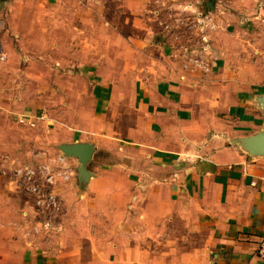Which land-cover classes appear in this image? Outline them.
<instances>
[{
    "label": "crops",
    "instance_id": "1",
    "mask_svg": "<svg viewBox=\"0 0 264 264\" xmlns=\"http://www.w3.org/2000/svg\"><path fill=\"white\" fill-rule=\"evenodd\" d=\"M247 1L189 2L182 9L197 20L198 36H121L125 51L114 49L121 64L112 66L107 52L109 63L57 68L82 79L80 89L67 90L65 118L59 103L45 111L38 97L12 112L20 125L47 119L58 150L82 142L95 152L86 185L76 178L78 161L66 156L75 173L58 190L57 235L31 247L19 236L6 244L1 263L264 264V155L239 142L264 131L257 104L264 95V0ZM208 14L214 29L198 23ZM205 38L210 72L184 67L180 46L198 48ZM7 56L0 36V60ZM10 250L17 253L6 257Z\"/></svg>",
    "mask_w": 264,
    "mask_h": 264
},
{
    "label": "rangeland",
    "instance_id": "2",
    "mask_svg": "<svg viewBox=\"0 0 264 264\" xmlns=\"http://www.w3.org/2000/svg\"><path fill=\"white\" fill-rule=\"evenodd\" d=\"M192 1L196 0L0 1V36L5 39L8 53L5 61L0 60V96H3L4 104L0 112V258L4 257L7 243L13 244L21 239L19 230L12 224L19 216V210L33 204V199L25 197L13 185L14 168L21 163L46 161L60 151L56 147L55 127L49 125L47 119L25 126L12 119V112L32 107L35 97H38L45 111L52 104L55 107L59 103L58 117L63 118L62 112L66 107L62 102L67 90L70 87L80 89L82 79L74 82L69 72L64 75L56 69L62 70L66 66L81 70L82 65L92 66L100 60L101 65L109 63L108 57L104 56L107 52L114 58L112 66L121 64L119 55L114 53V49L125 51L121 36H149L156 41L160 36H172V32L181 36H198L199 29L192 25L195 21L184 15L182 9ZM248 2L252 5V0L247 1L249 5ZM232 5L236 10L237 5ZM209 59L213 64L211 55ZM134 60L136 65L142 63L138 56ZM26 75L32 80L30 84ZM53 78L56 82L51 85ZM58 85L65 91L57 88ZM261 96L263 94L257 98L259 106ZM54 117L57 116H49L53 120ZM69 197L68 200L71 199ZM35 244L43 246L42 242ZM11 250L5 252L6 257L17 253V250Z\"/></svg>",
    "mask_w": 264,
    "mask_h": 264
},
{
    "label": "built area",
    "instance_id": "3",
    "mask_svg": "<svg viewBox=\"0 0 264 264\" xmlns=\"http://www.w3.org/2000/svg\"><path fill=\"white\" fill-rule=\"evenodd\" d=\"M202 19L198 20L202 27L205 24L207 29L215 28L211 14ZM196 24L197 20L192 25L196 26ZM204 43L198 48L180 46L185 57L184 67L198 69L204 73L210 72L211 60L208 52L210 42L205 38ZM67 160L66 156L61 155L50 158L47 162L20 164L14 169L13 177L18 188L25 196L33 199L32 206L19 210L18 219L12 222L29 246H36L35 243L38 242L45 244L58 233V220L62 210V196L58 190L61 185L70 182L75 173ZM258 253L264 259V241Z\"/></svg>",
    "mask_w": 264,
    "mask_h": 264
},
{
    "label": "water",
    "instance_id": "4",
    "mask_svg": "<svg viewBox=\"0 0 264 264\" xmlns=\"http://www.w3.org/2000/svg\"><path fill=\"white\" fill-rule=\"evenodd\" d=\"M6 1V0H0ZM264 111V95L259 98ZM239 142L244 145L251 154L264 155V131L251 137L243 138ZM59 150L67 157L75 158L79 166L77 168V180L80 184L86 185L92 173L88 170V164L93 158L95 146L91 143H63Z\"/></svg>",
    "mask_w": 264,
    "mask_h": 264
}]
</instances>
